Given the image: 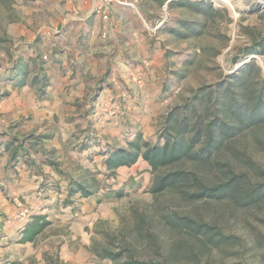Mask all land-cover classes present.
<instances>
[{"label":"rangeland","instance_id":"rangeland-1","mask_svg":"<svg viewBox=\"0 0 264 264\" xmlns=\"http://www.w3.org/2000/svg\"><path fill=\"white\" fill-rule=\"evenodd\" d=\"M168 1L139 0L136 8L119 5L131 10L120 26H132L143 34L141 66H117L120 78L108 80L115 99L123 101V113L116 115L114 99L107 97L94 106L90 117L86 110H90L88 104L99 90L96 78L81 79L82 74L67 62L64 72L43 71L49 80L42 95L40 84L31 85L35 71L18 90L3 77L12 72L20 56L46 53L43 59L47 65L50 55L64 57L65 51L74 58L77 49L64 42L60 31L64 25L72 24L76 31L77 25L85 26L88 16L99 13L101 0H0V94L7 92L0 101V131L19 138L30 134L39 137L42 142L37 148L76 182L89 185L84 179L90 182L91 174L96 180L89 187L92 194H75L67 205L68 187L62 182L58 190L48 191L45 203L31 206L20 200L9 215L17 229L9 236L11 241L1 239L0 264H119L130 258L163 264H264V201L241 206L224 197L188 199L183 190L194 191L191 181L178 189L153 193L155 174L141 156L109 174L103 166L108 156L103 151L106 147L87 144L92 135L99 140L114 139V148H127L136 137L130 125H136L143 141L155 143L165 134L171 113L190 116V106L184 105L191 101L194 90L215 87L247 63H251L250 80L264 77V49L244 54L246 49L263 45V2L231 0L234 15L228 5L216 0H189L193 6H169ZM108 34L104 30L99 37L107 38ZM102 61L97 64L100 70L104 58ZM104 72L101 70L98 77ZM190 129L191 124L186 130ZM197 141L195 151L204 146L203 139ZM82 143L87 145L79 151ZM226 143L231 147H223L219 156L199 161L182 158L161 166L156 173L194 171L205 183L216 184L229 179L231 171L243 174L245 187L261 182L263 177L254 168L264 171V123L239 131ZM216 161L221 165L214 164ZM45 172L48 179H53L52 173L54 179L61 180L56 171ZM24 208L29 209L30 216L43 215L48 223L33 240L21 243L23 233L18 230L31 220L21 214ZM173 216H188L216 226L234 242L216 248L204 244L200 238L167 224L166 218Z\"/></svg>","mask_w":264,"mask_h":264},{"label":"trees","instance_id":"trees-1","mask_svg":"<svg viewBox=\"0 0 264 264\" xmlns=\"http://www.w3.org/2000/svg\"><path fill=\"white\" fill-rule=\"evenodd\" d=\"M162 4L165 0H158ZM169 6L179 4L182 6H193L189 0H181L173 2L169 0ZM198 31V30H197ZM6 40V39H3ZM263 45L258 49H246L244 54L253 53L254 51L262 52ZM188 63L190 60H186ZM46 60L42 56H28L25 60L20 57L12 68V74H7L5 80L12 81L18 87L24 86L27 83V77L30 72L32 74L31 85L38 87L39 93L42 95L44 86L48 83V76L43 71L45 70ZM251 63H247L243 68L239 69L235 74L226 78L223 82L218 83L215 87H199L194 90L191 101L184 106H190L187 116L181 112H174L168 117L167 125H165V134L159 137V141L150 143L143 141L140 133H136V137L129 141L127 148H114L107 146L104 151L108 152V156L104 160V164L109 174H113L114 170L120 166H130L135 163L141 156L148 166L154 172L151 182V191L153 193L166 190L178 189L186 186V182L191 181L194 191H184L183 195L192 200H204L207 198L220 199L228 198L233 203L244 206L264 201V171L260 168H254V171L263 177L261 182H255L250 187H245L243 174H236L228 171L231 176L227 180L216 183L207 184L198 177L194 171H168L164 173H156L157 169L170 163H176L182 158L206 160L220 153V150L231 147V144L224 142L239 131L246 128L256 127L264 123V77H259L258 80L251 78ZM178 76L183 74L178 73ZM231 78V79H230ZM7 92L0 94V100ZM201 100V101H200ZM187 108V107H186ZM203 109V110H202ZM213 118L211 119V117ZM190 118V119H189ZM226 120L231 122L229 125ZM191 124V129L186 130ZM170 131V132H169ZM192 133V136L186 135ZM199 137V139H198ZM163 138V141L160 140ZM35 139V140H31ZM203 139V147L198 151L194 150V145ZM94 138L89 136L87 139L89 144ZM39 137L32 134L22 138L12 136L11 134L0 131V157L4 152L10 151L8 159L9 166L18 164H26L30 169L35 168L37 171L36 161L52 166L59 175L67 179V196L64 204L72 202L71 197L78 194L82 197H88L91 193L89 187L95 185L96 180L91 174L90 182L84 179L83 185L80 181L76 182L74 178L66 172L59 169V165L51 157L45 156L44 153H38L34 146L39 143ZM94 142V141H93ZM98 143L97 141H95ZM83 143L80 150L87 145ZM224 144V145H223ZM79 150V151H80ZM236 150V149H234ZM33 152L34 155H31ZM199 161V160H198ZM214 164L221 165L220 161ZM87 171V170H86ZM43 188L58 189L55 183H43ZM182 191V190H181ZM31 220H27L22 229V237L19 242L30 241L42 231L48 221L43 215H31ZM167 224L177 228L178 231H183L186 234L200 238L204 244L212 247H221L224 244L234 242L232 238L224 235L216 226L209 225L205 222H199L188 216H173L166 218ZM107 256L113 260L114 255L108 253ZM116 256V255H115ZM119 264H163L161 262L140 261L130 258L122 261Z\"/></svg>","mask_w":264,"mask_h":264},{"label":"crops","instance_id":"crops-1","mask_svg":"<svg viewBox=\"0 0 264 264\" xmlns=\"http://www.w3.org/2000/svg\"><path fill=\"white\" fill-rule=\"evenodd\" d=\"M109 12H110V16L108 20L102 19L100 14L97 13L88 16L84 20L85 26L83 27L78 26L76 23L77 25L76 27H78L77 31L74 29V27L73 28L71 27L72 24L71 26L64 25L63 29L60 31L61 32L60 34L62 38L65 37L64 42L71 44L74 50L75 48L77 49V51H74L75 52L74 58L73 56L71 57L69 51L64 50L65 51L64 54L66 53L64 57L62 55H60V57H57L55 55H50L49 60L51 61V63L47 65L48 62L46 61L45 64L44 71H47V69L50 68L53 70L56 69L60 72H64L65 67L63 65L64 62H67L69 67H71L73 71L75 70V72L78 71L79 73L82 74L81 79L84 78L86 79L89 77V80L92 81L93 78H96L95 83H97V85L99 86V90L98 89L96 90L92 98V104H88L90 106V110L89 109L86 110L87 115H89V113H92L94 111V106H96L98 102H100L103 98L106 99L107 97H112L114 99L113 106L115 107L113 108L116 111V115H121L123 113L122 109L124 108L123 101L121 99L118 100L115 99V95H114L115 91H112L113 86L108 83V80L109 78H112V76H116L120 78V75L117 74V70H118L117 66L120 67L122 64H128L130 67H133L134 64L137 67L141 66L140 65L141 55L139 53V48H141L140 45L143 39V34L139 33L138 30L137 29L135 30L132 26L128 28L125 27L123 28L122 26H120L121 20H126V17L131 15V10L128 7L113 5ZM79 24L82 25L83 23L80 22ZM104 30H107L109 34L107 38L106 36L105 38H100L99 37L100 33H102V31ZM68 34H71L72 37L71 41H68V37L70 36ZM96 36H98V39H95ZM96 47H99V49H96ZM102 48L104 49L103 51ZM78 52L80 53L79 55ZM37 55L42 56L43 58L45 55L47 56L46 53H43V55L40 54ZM28 56L26 58H28ZM20 57H23L24 60L26 59L24 58V56H20ZM103 58L105 64H103V69L101 68V70L105 72L103 76L99 78L98 75L100 74L101 70L98 69L97 64L98 63L102 64ZM10 73L12 74L13 72L6 73L3 77L4 78L3 80L11 84L13 89L18 90L26 86L27 83L24 86L18 87L16 84L14 85L12 81L5 80V76ZM31 73L32 72H30V74ZM48 80H49V76H48ZM85 86H90V85H85ZM116 101L118 102L117 104H115ZM83 115L84 113L81 114V116ZM89 116L92 117V115ZM130 130H133L134 132L138 131L136 129V125H130ZM123 133L126 135V132L123 131ZM90 136L92 137V135ZM92 138H94L93 140L94 142L91 141L89 145L96 144L101 148L107 146L113 147L114 146L113 143L116 142V141L112 142L114 140L112 138L111 140L108 139L99 140L98 138L95 137ZM31 140L33 141V139ZM95 141H97L98 143H96ZM37 145L38 144L34 146V149L38 153H43L37 148ZM81 145H79V148L81 147ZM104 150L105 148L103 149V151ZM31 155L36 156L33 154V152H31ZM9 156H10V151L4 152L3 155L0 157V243L2 237L6 238V240L8 239L10 240L9 236L13 234L17 229V226H15L14 223L9 221L10 219L9 215L16 209V206H18L20 200L23 202V205H31V206L36 203L37 204L45 203L47 202L46 201L47 196H49L48 191L52 190L53 187L45 190L42 186L43 183H47V182L55 183L58 186L61 182L66 184L68 182L62 176H61V180L54 179L52 173L50 174L53 177V179L52 178L48 179L47 178L48 174H46L45 172L46 169H48L49 171H55V170L52 166L39 162L38 159L36 161L38 172H34L36 171V169L35 168L30 169L26 164H18L14 167L9 166L8 164ZM89 157L92 158L91 156ZM103 166L105 168L104 170L108 171L105 167V164H103ZM43 178H45V180H43ZM22 229L18 230L19 233L22 232ZM21 237L22 236H19V238ZM11 244L12 242L8 243V246L12 247L13 245Z\"/></svg>","mask_w":264,"mask_h":264},{"label":"built area","instance_id":"built-area-1","mask_svg":"<svg viewBox=\"0 0 264 264\" xmlns=\"http://www.w3.org/2000/svg\"><path fill=\"white\" fill-rule=\"evenodd\" d=\"M139 0H101L99 6H98V12L101 15L103 19L108 18V13L111 9L112 5H127L131 8H136V4L138 3ZM21 214L24 216H30V211L27 208H24L21 211Z\"/></svg>","mask_w":264,"mask_h":264},{"label":"bare ground","instance_id":"bare-ground-1","mask_svg":"<svg viewBox=\"0 0 264 264\" xmlns=\"http://www.w3.org/2000/svg\"><path fill=\"white\" fill-rule=\"evenodd\" d=\"M217 2L221 3V4H225V5H228L231 10H232V13L234 15H236V12L234 10V5L232 4L231 0H216Z\"/></svg>","mask_w":264,"mask_h":264},{"label":"water","instance_id":"water-1","mask_svg":"<svg viewBox=\"0 0 264 264\" xmlns=\"http://www.w3.org/2000/svg\"><path fill=\"white\" fill-rule=\"evenodd\" d=\"M257 1H259V2H263V3H264V0H257Z\"/></svg>","mask_w":264,"mask_h":264}]
</instances>
